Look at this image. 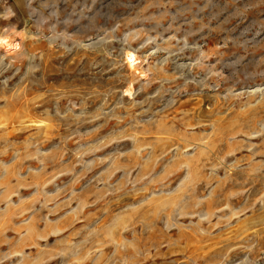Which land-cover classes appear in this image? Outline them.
Listing matches in <instances>:
<instances>
[{
	"label": "rangeland",
	"instance_id": "obj_1",
	"mask_svg": "<svg viewBox=\"0 0 264 264\" xmlns=\"http://www.w3.org/2000/svg\"><path fill=\"white\" fill-rule=\"evenodd\" d=\"M4 35L0 264H264V0H0Z\"/></svg>",
	"mask_w": 264,
	"mask_h": 264
},
{
	"label": "bare ground",
	"instance_id": "obj_2",
	"mask_svg": "<svg viewBox=\"0 0 264 264\" xmlns=\"http://www.w3.org/2000/svg\"><path fill=\"white\" fill-rule=\"evenodd\" d=\"M0 43L7 49L16 48L19 46V43L17 41H14V39L12 40V38L8 37V35L0 36ZM126 60L130 67L131 66L134 67L135 64L138 63V57L136 56L135 52L132 50L126 51Z\"/></svg>",
	"mask_w": 264,
	"mask_h": 264
}]
</instances>
